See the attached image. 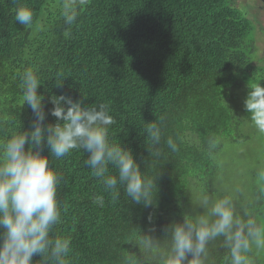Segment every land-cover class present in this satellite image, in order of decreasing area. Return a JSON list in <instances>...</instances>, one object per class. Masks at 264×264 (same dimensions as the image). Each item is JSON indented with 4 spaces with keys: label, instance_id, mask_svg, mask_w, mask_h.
<instances>
[{
    "label": "trees",
    "instance_id": "16d2710c",
    "mask_svg": "<svg viewBox=\"0 0 264 264\" xmlns=\"http://www.w3.org/2000/svg\"><path fill=\"white\" fill-rule=\"evenodd\" d=\"M60 3L0 0V140L30 125L19 76L31 67L46 112L53 94L108 104L116 121L109 140L130 148L156 184L153 205L144 207L122 186L117 196L106 192L83 150L50 157L61 176V221L52 236L71 240L68 264H157L154 253L133 243L150 227L148 216L163 252V227L202 212L205 196L228 197L238 213L264 223V133L244 104L249 82L264 85V58L257 57V27L247 11L235 0H77L76 19L67 25ZM20 6L32 9L31 26L15 20ZM55 122L47 115L46 125ZM150 122L161 129L159 144L147 137ZM43 154L50 155L47 147ZM222 242L210 243L206 264H230ZM41 259L34 256L33 264ZM251 259L264 264V250L253 249Z\"/></svg>",
    "mask_w": 264,
    "mask_h": 264
},
{
    "label": "clouds",
    "instance_id": "9594fccd",
    "mask_svg": "<svg viewBox=\"0 0 264 264\" xmlns=\"http://www.w3.org/2000/svg\"><path fill=\"white\" fill-rule=\"evenodd\" d=\"M60 14L64 23L71 25L77 15V0H61ZM15 20L31 26L32 9L18 7ZM19 80L22 103L31 110L32 118L27 130L0 140V264H33L34 256L42 257L44 264H68L71 240L52 236L61 221V176L51 166L50 157L60 159L73 150H83L87 153L84 164L106 192L117 196L122 186L134 204L144 207L153 205L156 184L142 174L130 148L109 140L110 127L116 121L108 104L86 105L84 96L74 100L68 94H53L49 101L53 107L46 112L45 97L39 92L42 82L35 71L26 68ZM248 88L245 110L255 128L264 133V85L249 82ZM49 114L56 122L46 125ZM146 133L159 144L161 129L155 122L147 124ZM167 144L177 150L171 137ZM45 147L50 155L43 154ZM94 202L103 206V196ZM198 207L203 211L186 213L182 221L163 227L165 251H159L160 240L152 235L157 228L151 214L147 218L150 227L133 243L154 253L157 264H206L210 243L223 238L221 246L228 251L230 264H253V249L264 250V223L248 211L238 213L228 197L205 196Z\"/></svg>",
    "mask_w": 264,
    "mask_h": 264
},
{
    "label": "rangeland",
    "instance_id": "374dc122",
    "mask_svg": "<svg viewBox=\"0 0 264 264\" xmlns=\"http://www.w3.org/2000/svg\"><path fill=\"white\" fill-rule=\"evenodd\" d=\"M236 4L243 10L247 11V17L250 18L256 25V48L257 57L264 58V0H235ZM264 137V136H263ZM262 141L261 138L258 139ZM229 157L233 159L237 154L234 149H226ZM230 161V160H229ZM232 172H236L234 168H230ZM239 176L243 179H247L248 175L245 173L244 169H240ZM230 177V174L227 175ZM216 186V185H215ZM228 186H237V184L232 185L229 181ZM264 187V186H263Z\"/></svg>",
    "mask_w": 264,
    "mask_h": 264
}]
</instances>
